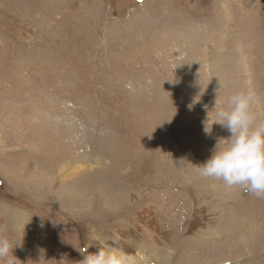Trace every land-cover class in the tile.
Masks as SVG:
<instances>
[{"label": "rangeland", "instance_id": "rangeland-1", "mask_svg": "<svg viewBox=\"0 0 264 264\" xmlns=\"http://www.w3.org/2000/svg\"><path fill=\"white\" fill-rule=\"evenodd\" d=\"M249 87L264 119V0H0L16 264H80L94 236L134 264H264V198L196 171Z\"/></svg>", "mask_w": 264, "mask_h": 264}, {"label": "clouds", "instance_id": "clouds-1", "mask_svg": "<svg viewBox=\"0 0 264 264\" xmlns=\"http://www.w3.org/2000/svg\"><path fill=\"white\" fill-rule=\"evenodd\" d=\"M257 102L255 89L249 87L236 91L217 113L214 123L230 134L220 138L212 155L196 171L202 178L221 180L229 187H240L258 198H264V119L254 109ZM217 106V102L215 107ZM204 131L210 134L206 122ZM43 227V223L40 225ZM118 239V238H116ZM93 243L78 248L84 258L80 264H134L133 257L115 242L109 243L99 236ZM22 242L12 237H0V261L16 264L13 249ZM95 245L97 251L88 248Z\"/></svg>", "mask_w": 264, "mask_h": 264}]
</instances>
